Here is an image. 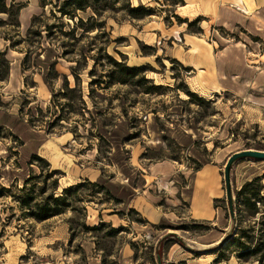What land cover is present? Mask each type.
I'll use <instances>...</instances> for the list:
<instances>
[{
  "label": "rangeland",
  "instance_id": "rangeland-1",
  "mask_svg": "<svg viewBox=\"0 0 264 264\" xmlns=\"http://www.w3.org/2000/svg\"><path fill=\"white\" fill-rule=\"evenodd\" d=\"M16 3L24 5L19 36L0 28V53L11 63L0 81V187L10 189L0 198V264H156L154 245L169 230L205 245L222 238L229 223L223 168L236 151H264V99L247 96V87L243 99L194 92L197 79L179 53L185 36L218 44L216 51L234 45L244 57L231 51L228 60L246 69L249 48L264 52V0H128L100 17L79 12L75 21L55 19L57 0L45 8L39 0ZM128 3L154 15L133 19L123 10ZM33 17L40 37H29ZM80 19L83 29L98 27L75 30ZM6 36L21 44L10 48ZM234 171L237 236L220 253L201 256L167 243L166 264L264 257L241 258L239 247L264 244V180L241 195L264 177V162H241ZM27 180L37 203L81 187L67 196L73 208L40 222L19 202ZM210 188L217 198L207 220L198 207Z\"/></svg>",
  "mask_w": 264,
  "mask_h": 264
},
{
  "label": "trees",
  "instance_id": "trees-1",
  "mask_svg": "<svg viewBox=\"0 0 264 264\" xmlns=\"http://www.w3.org/2000/svg\"><path fill=\"white\" fill-rule=\"evenodd\" d=\"M9 0H0V16L1 15H5L7 18L2 19L0 17V28H8L11 29V32L14 33L16 36H19V29H20V12L22 11V9L24 8L23 4L20 3H16V0H10V2L8 3ZM41 3V6L43 8L49 6V5H53V0H39ZM59 2H61V5H56L55 8H57L58 13L60 14V17H55V15L53 14L52 16L55 17V19L58 20H63V19H69V20H73L75 21L78 18V13L82 12L85 13L87 12L89 9L92 10L94 12V14L96 16L102 15L103 13H105L108 10H113L114 9V5L116 3L122 2V1H127L128 0H57ZM123 10L126 12V14L128 16H130L133 19H138L141 20L147 16H151L154 15L153 10L151 8H147L145 6H139V7H132V5L130 3H128ZM34 21L32 22L31 27L28 29V33H29V37L32 34H36L37 36H41L40 33H36L33 32L34 27H35V21L38 20L39 18L37 17H33ZM85 25V22L83 19H80L79 22L77 23L75 30L82 28ZM65 24H62L60 26V28H64ZM98 26L94 25V26H90L89 28L83 29L85 32H90L94 29H96ZM46 28L50 31L56 27H52V26H46ZM47 30V31H48ZM71 33H66L67 36H71V34L74 33L73 30H71ZM15 37H13L12 39L9 38V36L5 37L6 41L10 42V48L14 49L17 46H19L21 44V41H16ZM6 52H1L0 53V81H6L9 77V72H10V67H11V63L6 59ZM31 56V52H28V55L26 56V58L23 61V71H26V65L28 64V60L30 59ZM115 63V65L117 67H119L120 69H122L121 71L125 74H128L129 77H135L138 75L139 69L136 67H126L124 66L123 63H119L117 61H113ZM118 82L122 83V84H127L128 81L126 79H120L117 80ZM187 96L190 98H194L196 100H201L199 99V97L191 92L190 90L188 92H186ZM264 180V177L261 178H257L255 180H253L252 182H250V184H246L242 191H241V195L245 194L248 190L249 187L251 186V184H255L256 182H260ZM30 181L27 180L25 186L21 189V192L25 193V196L19 199V202L21 204L22 207H24V209L30 210V216L34 219H36L37 221L43 222V221H47L50 218H53L55 216H60L63 214L64 210H68L70 208H73V206H71L68 201H67V196L70 195L72 193V191H76V189H79L81 187V184H77L74 188L70 187V188H66L63 191V194L61 197H55V196H50L47 199H45L43 202L37 203L36 198L34 196V194L32 195L31 193H27V185H29ZM1 188V187H0ZM264 190V188L262 189ZM10 189L8 188H1L0 189V198H3L6 193H9ZM256 196V195H254ZM255 198V197H254ZM252 199H246V205L251 204ZM248 205V206H249ZM258 212L256 211L255 214H257ZM105 224H102L101 227H105ZM93 230H98L100 228H92ZM117 230H115L114 232H116ZM245 238H248V236H246L245 234ZM234 240V239H233ZM232 242V241H231ZM230 242V243H231ZM239 247L242 248L241 250L243 251V255L240 256L241 258L244 256H255L260 254L261 252H264V244L260 245V246H256L253 249L249 246H247V244L240 242L239 243ZM245 259V258H243ZM257 261L259 262V264H264V257H261L260 259H257Z\"/></svg>",
  "mask_w": 264,
  "mask_h": 264
},
{
  "label": "crops",
  "instance_id": "crops-1",
  "mask_svg": "<svg viewBox=\"0 0 264 264\" xmlns=\"http://www.w3.org/2000/svg\"><path fill=\"white\" fill-rule=\"evenodd\" d=\"M194 38L195 37L191 36L187 38V36H185L183 39V42L186 43V46L183 48L184 52L180 51L179 53L182 64L186 68H190L195 74L193 79H197L196 89H193L196 91L194 92L202 96L210 95L216 97L222 93H234L236 97L243 99V87H247L245 89L247 96L250 95L259 99H264V52L259 51L255 47L249 48L248 51H246L245 57V60L248 62L247 68L242 69L240 66L232 65V60H228V58L233 59V55L230 56L229 53L231 51L233 53L237 52V54L243 58L242 50H238L240 48L234 49V45H225L222 50L216 51L215 49L218 44L213 45L206 42L203 38L202 40ZM236 45H238V47H244V45ZM241 57H239V59H241ZM230 74H235V78L240 76L241 80L236 84L233 79H229ZM222 75L226 77V79H222ZM248 81H251V88H248L246 83ZM255 84L258 86V91L252 90ZM262 105L264 106V104ZM212 191V188H210L204 193L203 197L200 199L201 206L198 207L197 205V207L200 208V214L205 216L207 220L211 219V217L208 216L211 209L213 213H215V209L212 208V200L214 197L217 198V192L216 190ZM222 264H259V262L257 260H253V262H244L238 258L225 260Z\"/></svg>",
  "mask_w": 264,
  "mask_h": 264
},
{
  "label": "water",
  "instance_id": "water-1",
  "mask_svg": "<svg viewBox=\"0 0 264 264\" xmlns=\"http://www.w3.org/2000/svg\"><path fill=\"white\" fill-rule=\"evenodd\" d=\"M241 162H264V151L250 148L236 151L229 156L224 165L223 183L225 186L226 210L227 215H229V223L226 228L219 229L223 234L222 238L216 242L205 245L185 238L180 232L169 230L164 236H161L154 245V258L156 264H166L164 257L167 243L178 244L191 254L201 256L220 253L237 236L239 230L238 200L235 193L233 178L235 167Z\"/></svg>",
  "mask_w": 264,
  "mask_h": 264
}]
</instances>
